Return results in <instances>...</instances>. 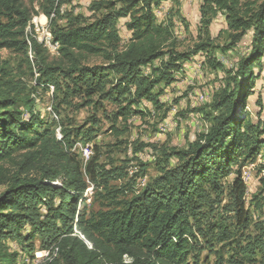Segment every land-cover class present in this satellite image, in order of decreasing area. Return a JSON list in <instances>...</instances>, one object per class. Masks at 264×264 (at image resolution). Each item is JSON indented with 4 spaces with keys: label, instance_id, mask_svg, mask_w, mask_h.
I'll use <instances>...</instances> for the list:
<instances>
[{
    "label": "trees",
    "instance_id": "trees-1",
    "mask_svg": "<svg viewBox=\"0 0 264 264\" xmlns=\"http://www.w3.org/2000/svg\"><path fill=\"white\" fill-rule=\"evenodd\" d=\"M90 1L91 22L75 7L68 9L71 0H0V49L27 56L31 72L35 68L38 82L48 87L62 91L67 84L70 96L82 95L86 103L95 96L108 101L116 107L114 123L144 116L142 102L163 109L166 89L177 83L184 64L197 55L208 54L213 69H224L210 43L177 50L173 24H161L155 15L166 0ZM257 1L242 9L237 0H204L202 15L224 13L233 32L222 51L232 50L249 34L252 38L247 55L227 72L224 87L208 107L209 131L185 149L163 148L155 162L157 176L138 193L132 187L131 197L110 188L113 177L107 175L101 180L106 209L89 216L78 206L90 187L85 177L94 189L104 177L94 158L86 164L75 160L68 152L73 147L68 133L62 132L58 140L54 124L34 114L32 99L1 95L0 177L11 165L17 172L4 176L7 189L0 194V264H19L25 255L34 260L35 239L41 251H57L50 258L53 264H192L191 257L204 242L213 247L231 241V255L225 260V254L216 251L215 264H264V225H256L257 234L244 246L233 239L222 219L211 220L227 179L235 175L230 194L237 225L247 226L242 170L264 152L261 96L256 118L247 108L259 77L254 69L262 68L264 60V0ZM39 14L51 19L52 37L60 45L56 59L36 41H27V26ZM122 19H127L129 33L123 48L118 30ZM84 55L101 56L108 65L85 66ZM5 81L2 86L13 85ZM112 130L120 134L115 126ZM147 147L155 149L141 144L136 151ZM146 175L141 169L140 178ZM16 245L22 255L12 249Z\"/></svg>",
    "mask_w": 264,
    "mask_h": 264
},
{
    "label": "rangeland",
    "instance_id": "rangeland-1",
    "mask_svg": "<svg viewBox=\"0 0 264 264\" xmlns=\"http://www.w3.org/2000/svg\"><path fill=\"white\" fill-rule=\"evenodd\" d=\"M237 1L242 9L249 3L255 2V0ZM262 1L258 0L257 3L260 4ZM203 4L204 0H166L155 11V15L161 24H173L178 51L187 52L199 43H210L213 45L215 60L220 61L224 69H213L207 61L209 56L206 53L195 56L190 62L184 64L177 76V83L166 89L161 99V103L165 106L163 109L156 110L151 104L142 102L140 109L146 112L145 115H132L127 122L119 118L114 123L112 115L115 114L116 107L108 101H100L98 96L93 97L92 103L89 104L82 95L70 96L66 89L67 84L62 85V91H57L56 88L51 89L52 85L48 87L43 82H38V74L35 68L33 73L31 72L27 56L0 49V97L9 92L23 100L32 99L34 114L54 124L53 130L56 129L54 133L58 140L62 139V132L68 133L73 145L72 149L68 150L69 154H73L75 160L84 164L94 158L97 169L103 172L104 177L99 180L100 186L95 189L85 177L90 187L84 196V202L79 203L78 210L82 213L86 212L87 216L90 213L105 210L108 204L101 180L109 176L113 177L109 180V187L122 189L127 194L125 196L131 197L132 187L133 191L138 193L157 176L155 162L161 156L160 151L163 148L185 149L190 143L198 140L200 135L209 131L211 124L206 119V113H210L208 107L212 104L215 95L224 87L227 72L235 68L240 59L247 55L252 38L249 34L232 50L222 51L230 44L233 32L228 28L224 13L216 11L203 16ZM72 7L84 13L86 18L92 21L94 14L84 7L80 0H71L68 9ZM35 11H39L38 6ZM40 16L45 15L34 16L33 21ZM126 21L127 19H122L118 22L122 39L121 48L125 46L129 38L125 27ZM29 55L32 57V52ZM58 55L50 56L51 59H56ZM32 60H30L31 63ZM82 64L90 67L108 65L101 56L87 55L83 56ZM254 73L259 76L256 81V93L249 98L247 107L252 118H256V101L259 96L263 99L264 105V60L262 68L255 67ZM5 80L12 81L13 85L2 86ZM96 102L101 103L96 107L94 105ZM21 105L23 107L24 104L21 103ZM166 109L170 111L167 113ZM113 126L120 134L112 130ZM141 144H149L158 149L147 147L143 151H136ZM82 148H89V158L84 156ZM6 169L8 172L4 176H13L17 172L14 165ZM141 169H146L147 175L144 179L139 176ZM244 171L249 172L251 176L245 196L247 226L243 228L237 225L235 204L230 194L235 175L227 179L225 192L220 203L215 205L211 220L222 219L233 233V239L245 246L251 240L250 237L257 234L256 225H264V152L255 163L247 164L242 174ZM120 174L124 178L120 179ZM4 176L0 177V194L7 189ZM245 183L248 185V180H245ZM78 235L80 236L79 233ZM34 241L36 248L34 260L31 261L24 254L19 264L24 262L25 264H53L50 258L53 254L56 256L57 251L54 250V253H51L49 249L47 250V253L50 251L48 258H45L43 253L36 261L37 254L42 251L40 241L37 239ZM231 242L226 243L225 246L215 244L213 247L205 246L204 242L203 247L201 245L202 249L193 254L190 262L215 264L218 250L225 254L226 260L231 255L228 252ZM12 249L15 253L22 255L20 246H13ZM125 261L129 262V259L126 258Z\"/></svg>",
    "mask_w": 264,
    "mask_h": 264
},
{
    "label": "bare ground",
    "instance_id": "bare-ground-1",
    "mask_svg": "<svg viewBox=\"0 0 264 264\" xmlns=\"http://www.w3.org/2000/svg\"><path fill=\"white\" fill-rule=\"evenodd\" d=\"M50 22H51L50 18L46 16H40L38 19L34 20L32 24L27 26L25 33L27 35V41L29 45H31V40H34L40 45H42L49 52L50 55L54 56L59 54L60 45L54 41L52 37V33H46V39L38 36V30H43V28L51 29ZM51 89H54V87L51 86ZM89 148H88V153H83L86 158H89V153H90ZM244 179L248 180L247 177H243V180ZM44 257L48 258L49 252L48 253L45 252Z\"/></svg>",
    "mask_w": 264,
    "mask_h": 264
},
{
    "label": "built area",
    "instance_id": "built-area-1",
    "mask_svg": "<svg viewBox=\"0 0 264 264\" xmlns=\"http://www.w3.org/2000/svg\"><path fill=\"white\" fill-rule=\"evenodd\" d=\"M83 4L84 7L88 8V5L91 4V1L90 0H80ZM46 33H51V29H46V28H43V30H38V36L39 37H42V38H45L46 39ZM83 153H88V148H82L81 149ZM259 162V161H258ZM242 177H248V185L247 186V189H248V186H249V182L251 180V176H250V173L247 172V171H244V173L242 174ZM47 252V250H43L42 252L38 253L37 254V259L36 261L40 258V256Z\"/></svg>",
    "mask_w": 264,
    "mask_h": 264
}]
</instances>
